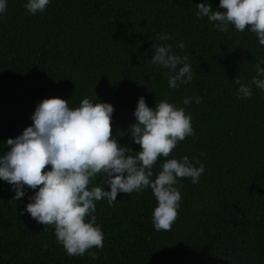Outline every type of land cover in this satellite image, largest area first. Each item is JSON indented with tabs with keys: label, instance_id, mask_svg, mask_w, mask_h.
<instances>
[{
	"label": "trees",
	"instance_id": "16d2710c",
	"mask_svg": "<svg viewBox=\"0 0 264 264\" xmlns=\"http://www.w3.org/2000/svg\"><path fill=\"white\" fill-rule=\"evenodd\" d=\"M202 2L50 0L32 15L25 0H7L0 13V154L8 150L6 139L32 123L41 99L61 97L75 107L95 95L114 107L112 135L138 151L127 129L143 96L149 107L162 99L184 107L193 128L168 157L157 158L152 179L173 157L199 161L204 172L195 184L177 180L180 207L167 231L153 227L150 188L118 193L111 207L97 201L103 247L82 256H69L51 227L44 231L21 214L33 189L13 200L11 186L0 180V264H264V92L253 86L242 98L233 80L250 82L264 46L247 26L236 31L229 24L221 32L197 16ZM208 2L224 10L219 0ZM162 32L167 41L157 39ZM180 40L183 49L176 47ZM152 42L188 57L191 82L168 88V70L150 63ZM195 96L199 104L183 105L184 97ZM103 178L97 174L89 187Z\"/></svg>",
	"mask_w": 264,
	"mask_h": 264
},
{
	"label": "clouds",
	"instance_id": "9594fccd",
	"mask_svg": "<svg viewBox=\"0 0 264 264\" xmlns=\"http://www.w3.org/2000/svg\"><path fill=\"white\" fill-rule=\"evenodd\" d=\"M50 0H25L24 8L32 15L43 13ZM7 0H0V13ZM213 9L208 0L196 4V15L207 17L221 32L231 24L236 31L254 32L258 44L264 46V0H219ZM157 39L167 41L166 32ZM176 47L183 49L184 41ZM150 63L168 70L167 86L179 88L193 79L186 55L172 51L168 43L152 42ZM264 59L258 60L256 74L250 82L242 83L235 77L237 92L242 98L252 95L253 86L264 92ZM200 97H184L183 105L200 103ZM67 99L47 97L41 99L31 114L32 123L15 138L5 140L9 146L0 154V180L7 182L17 200L33 189L29 202L21 209L37 223L49 227L57 243L69 256H82L86 250L103 247V231L95 223L96 202L106 200L111 207L118 193H139L150 188L156 200L151 220L156 231L170 230L177 217L181 194L179 178H190L197 183L204 165L187 156L168 158L153 177V165L158 157H168L178 141L193 134L191 114L167 99L149 107L143 96L133 110L135 122L127 132L139 150L121 145L112 135L111 103L85 96L79 105L70 107ZM126 153H128L126 155ZM198 165V166H197ZM47 166V167H46ZM103 173L102 184L89 187L97 174ZM105 185L108 186L107 190ZM95 260L96 253L87 252Z\"/></svg>",
	"mask_w": 264,
	"mask_h": 264
}]
</instances>
